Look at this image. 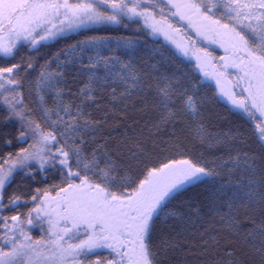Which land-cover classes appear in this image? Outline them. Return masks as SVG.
Masks as SVG:
<instances>
[{
    "label": "snow or ice",
    "instance_id": "snow-or-ice-1",
    "mask_svg": "<svg viewBox=\"0 0 264 264\" xmlns=\"http://www.w3.org/2000/svg\"><path fill=\"white\" fill-rule=\"evenodd\" d=\"M0 264H264V0H0Z\"/></svg>",
    "mask_w": 264,
    "mask_h": 264
},
{
    "label": "trees",
    "instance_id": "trees-1",
    "mask_svg": "<svg viewBox=\"0 0 264 264\" xmlns=\"http://www.w3.org/2000/svg\"><path fill=\"white\" fill-rule=\"evenodd\" d=\"M170 19V22H172L175 27L177 28H180L181 29V33L184 34V38L185 40H191V41H194L196 43V45L198 47H205V46H208V50L210 52L213 53L214 56H216L217 58H219L220 56L223 55V49H221L218 45H208V42L207 41H203V40H200L198 39L193 32H191V30H186L185 29V25H184V22H178V18H172L171 16L169 17ZM136 28V25H131L130 29L128 30H125L122 26H107L105 28H100L96 31H90L88 33V35H108V36H113V37H119V36H131L133 35V32ZM67 42H71V41H67ZM63 43H60V44H57V45H54V46H51V47H48V48H44L41 50V53L42 54H50L51 52H54L56 51V49L58 47H62L63 46ZM158 46L160 44H163L164 46L172 49L173 51H175V48L171 45L170 42L168 41H165L164 40V37L163 36H160L158 38ZM185 59V61L187 62V58H183ZM195 63L194 60H192V64H189L188 67L191 68L193 66V64ZM231 71V70H229ZM194 75L197 77V79H199V77L202 75L201 73H199V71L197 70ZM234 75V74H233ZM205 84L207 85L205 91L208 93L209 96L212 95V92L213 90L215 89V82L214 81H211V80H206L205 81ZM219 108V110H223L222 108H220V106H217ZM219 127H227L226 124L224 123H221L219 125ZM212 131H216L217 128H212L211 129ZM197 151H199V147L197 146L196 148ZM22 211L25 210V209H21ZM243 220V218H241ZM34 234H38V233H35L34 231Z\"/></svg>",
    "mask_w": 264,
    "mask_h": 264
},
{
    "label": "rangeland",
    "instance_id": "rangeland-1",
    "mask_svg": "<svg viewBox=\"0 0 264 264\" xmlns=\"http://www.w3.org/2000/svg\"><path fill=\"white\" fill-rule=\"evenodd\" d=\"M173 46V45H172ZM197 46V45H196ZM219 46V45H218ZM174 47V46H173ZM198 47V46H197ZM175 48V47H174ZM193 60H194V58H193ZM231 70V69H230ZM232 78H234V75H233V77ZM210 80V79H209ZM211 81H214V80H211ZM215 82V81H214Z\"/></svg>",
    "mask_w": 264,
    "mask_h": 264
}]
</instances>
